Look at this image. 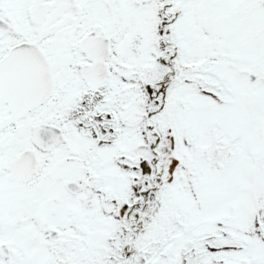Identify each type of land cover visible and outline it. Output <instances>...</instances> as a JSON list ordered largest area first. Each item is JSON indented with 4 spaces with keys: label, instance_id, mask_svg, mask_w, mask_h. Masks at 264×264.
<instances>
[{
    "label": "snow or ice",
    "instance_id": "obj_1",
    "mask_svg": "<svg viewBox=\"0 0 264 264\" xmlns=\"http://www.w3.org/2000/svg\"><path fill=\"white\" fill-rule=\"evenodd\" d=\"M0 264H264V0H0Z\"/></svg>",
    "mask_w": 264,
    "mask_h": 264
}]
</instances>
